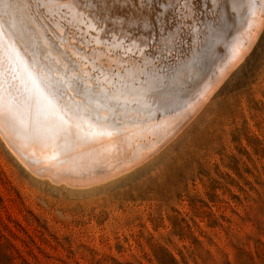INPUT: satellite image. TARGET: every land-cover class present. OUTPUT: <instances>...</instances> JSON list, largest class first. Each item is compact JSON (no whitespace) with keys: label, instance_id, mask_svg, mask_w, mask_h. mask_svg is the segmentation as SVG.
I'll use <instances>...</instances> for the list:
<instances>
[{"label":"bare ground","instance_id":"6f19581e","mask_svg":"<svg viewBox=\"0 0 264 264\" xmlns=\"http://www.w3.org/2000/svg\"><path fill=\"white\" fill-rule=\"evenodd\" d=\"M263 27L264 0H0V136L53 182L116 177L196 116Z\"/></svg>","mask_w":264,"mask_h":264},{"label":"rangeland","instance_id":"374dc122","mask_svg":"<svg viewBox=\"0 0 264 264\" xmlns=\"http://www.w3.org/2000/svg\"><path fill=\"white\" fill-rule=\"evenodd\" d=\"M222 83L158 153L86 187L0 136V264H264V27Z\"/></svg>","mask_w":264,"mask_h":264},{"label":"snow or ice","instance_id":"6c2138e0","mask_svg":"<svg viewBox=\"0 0 264 264\" xmlns=\"http://www.w3.org/2000/svg\"><path fill=\"white\" fill-rule=\"evenodd\" d=\"M231 53H232V57H235L236 55H238V48L236 45L232 46Z\"/></svg>","mask_w":264,"mask_h":264}]
</instances>
